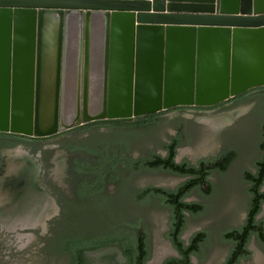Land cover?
I'll use <instances>...</instances> for the list:
<instances>
[{
	"label": "flooded vegetation",
	"instance_id": "af4514ba",
	"mask_svg": "<svg viewBox=\"0 0 264 264\" xmlns=\"http://www.w3.org/2000/svg\"><path fill=\"white\" fill-rule=\"evenodd\" d=\"M203 135L213 138V149L181 156ZM263 138L264 85L210 106L177 105L138 116L105 117L47 136L0 131V242L11 237L15 250H22L17 242L28 238L35 243L33 251L50 264L57 259L70 264L73 253L63 248L68 243L92 244L84 249L92 264H203L214 248L213 238L205 227L190 228V219L205 212L201 198L219 191L215 181L236 164L249 200L243 220L219 231L228 247L217 264H246L256 236L250 235L246 248L251 254L245 257L239 230L248 218L250 179L261 174ZM144 172L182 181L135 186ZM58 175L67 182H53ZM197 203L202 208L192 212ZM263 208L264 203L258 221ZM153 209L163 214L159 223L149 218ZM25 210L39 215L20 222ZM11 225L16 228L9 229ZM200 232L204 237L194 248L193 238Z\"/></svg>",
	"mask_w": 264,
	"mask_h": 264
},
{
	"label": "water",
	"instance_id": "95a60500",
	"mask_svg": "<svg viewBox=\"0 0 264 264\" xmlns=\"http://www.w3.org/2000/svg\"><path fill=\"white\" fill-rule=\"evenodd\" d=\"M262 85L264 0H0V131L47 136Z\"/></svg>",
	"mask_w": 264,
	"mask_h": 264
},
{
	"label": "rangeland",
	"instance_id": "374dc122",
	"mask_svg": "<svg viewBox=\"0 0 264 264\" xmlns=\"http://www.w3.org/2000/svg\"><path fill=\"white\" fill-rule=\"evenodd\" d=\"M249 133H246L248 135ZM204 137L200 140H194V142L182 149L180 154L185 157L188 152L193 150L199 156L204 155L205 150L210 147H215L213 138ZM237 165L233 166V170L227 176L218 178L214 186L220 190L213 192L212 195L204 196L201 198L206 204L207 208L205 212H202L200 216L190 219V228L205 227L208 229L213 238V250L208 259L203 264H217L224 257L227 252V244L220 241L219 231L225 227L232 226L240 223L246 212L249 196L246 192V185L243 180L237 175ZM182 180L172 177L167 173H148L139 175L135 178L134 184L140 187L147 183H161L164 185H177ZM53 182L58 185L65 184L67 179L63 175L54 177ZM206 186H204V189ZM149 218L154 222L159 223L163 214L156 209L150 210ZM260 220L264 221V208L260 214ZM24 231V230H23ZM26 232V231H24ZM21 244L24 248L22 250H15L16 242L11 237H6L0 242V264H50L39 256L37 252H34L35 243L28 238L22 237ZM253 257L247 261L246 264H264V242H260L257 239L251 244ZM52 264H61V260H53Z\"/></svg>",
	"mask_w": 264,
	"mask_h": 264
},
{
	"label": "trees",
	"instance_id": "16d2710c",
	"mask_svg": "<svg viewBox=\"0 0 264 264\" xmlns=\"http://www.w3.org/2000/svg\"><path fill=\"white\" fill-rule=\"evenodd\" d=\"M263 147H264V144H263ZM174 155H175V149L171 151L170 158H173ZM165 165L167 167H169L168 165L177 166V165H173L172 162L171 164L168 163V165L167 164ZM224 167L225 165L223 166V168ZM260 169H261L260 176L256 178L255 180L250 179V181L252 182L253 194H252V197L249 203L250 207L248 211V218L243 228L239 230L240 237L244 241V249L246 253L244 255L245 257H249L251 254V252L246 248V243L252 233L253 234L255 233L256 239L258 241L264 242V221L263 220L258 221L256 219V216L261 211L262 204L264 203V191H261V186L264 182V158L260 161ZM249 177L252 178V174ZM201 208H202V205L197 203L193 206V209H190V210L192 212H195V211L199 212ZM227 236L230 237L231 239L233 238L236 239V236H234L233 232L227 233ZM203 237H204L203 232H200L194 236L193 238L194 244L192 242V244L194 245V248L199 247V244L202 241ZM65 245H63V248L73 253V256L69 259L70 264H92V261H90V259L87 258L84 252V249H86L87 246L92 247L93 246L92 244L68 243Z\"/></svg>",
	"mask_w": 264,
	"mask_h": 264
},
{
	"label": "bare ground",
	"instance_id": "6f19581e",
	"mask_svg": "<svg viewBox=\"0 0 264 264\" xmlns=\"http://www.w3.org/2000/svg\"><path fill=\"white\" fill-rule=\"evenodd\" d=\"M28 209V208H27ZM36 212L37 214L39 215V211L37 210H25V211H21V216L19 217V219L21 218L20 222H28V220L31 219V217H33V214L36 216ZM16 217V215L14 216ZM21 223V224H23ZM5 224V223H4ZM20 227H23V226H20ZM9 229H15L16 227H14L13 225H11L10 227H8Z\"/></svg>",
	"mask_w": 264,
	"mask_h": 264
}]
</instances>
